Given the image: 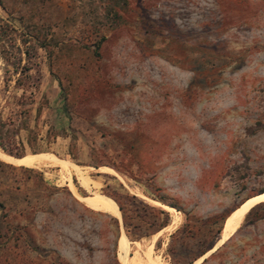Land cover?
<instances>
[{"label":"rangeland","instance_id":"rangeland-1","mask_svg":"<svg viewBox=\"0 0 264 264\" xmlns=\"http://www.w3.org/2000/svg\"><path fill=\"white\" fill-rule=\"evenodd\" d=\"M1 2L4 50L18 47L24 63L21 33L38 32L53 76L37 48V89L25 91L32 102L14 132L20 90L0 57V113L12 119L10 153L0 149V264H129L135 253L169 264L184 212L211 227L228 214L191 264H264V0ZM123 190L168 211L169 224L129 240L108 195Z\"/></svg>","mask_w":264,"mask_h":264},{"label":"trees","instance_id":"trees-1","mask_svg":"<svg viewBox=\"0 0 264 264\" xmlns=\"http://www.w3.org/2000/svg\"><path fill=\"white\" fill-rule=\"evenodd\" d=\"M0 7L4 9V6L0 0ZM7 26L0 24V57L3 58L4 64L6 66H11V74L13 77V83L11 85L13 90H20L19 96L12 95L14 99L15 106L17 108L11 112L19 116V125L15 127L14 132L19 127L24 126V118L27 112L26 104L31 103L32 99L29 102H24L22 100L23 95L26 90H36L37 87L34 83L30 82V76L28 74L31 69V64L29 63L30 58L36 54L37 48H40L45 51L47 58V67L48 73L53 76L50 70V50L48 49L43 38H40L38 32L34 30H26L21 33V44L23 46L22 53L24 54L25 62L21 63L22 57L20 55L21 51L18 47L12 49V51L7 52L3 47V36L4 31ZM9 79L3 80V90L8 87ZM59 83V81H58ZM31 93V92H29ZM10 114L5 116L0 113V149L3 152L9 154L3 147V138L7 136L8 129L7 125L11 124L12 119ZM62 112L66 114L65 105H62ZM24 128L27 129L25 126ZM27 142L32 146L31 152H36L37 149L33 147L35 144V132L32 129H27ZM62 134V131H61ZM22 156H17L18 158ZM93 167L97 168L99 165L93 164ZM108 195L115 201L117 204L118 210L120 212V220L123 232L129 240H138L142 236H149L158 232L159 230L166 227L170 222V216L168 211L162 209L161 207L151 205L137 198L135 195H130L126 191L122 193L110 192ZM153 201H156L160 204L179 209L175 203L168 202L166 199L159 194H154L150 197ZM236 207V206H235ZM225 217V216H224ZM221 217V220L224 219ZM220 220V219H219ZM206 221H198L195 217L188 215L184 212L183 221L169 234V239L166 244L165 251L170 255L171 261L169 264H189L192 263L197 257L205 253L212 245L215 243L218 238V233L221 228V223L215 227H211V223ZM216 222L215 221H212ZM230 238V237H229ZM200 240L201 245L199 247L192 248V244L195 241ZM160 243V239H157L154 243V247L157 248ZM224 244V243H223ZM222 244V245H223ZM221 245V246H222ZM220 247V246H219ZM219 247L216 249L218 250ZM215 250V251H216ZM183 253V255L177 256V252ZM204 261V260H203Z\"/></svg>","mask_w":264,"mask_h":264},{"label":"bare ground","instance_id":"bare-ground-1","mask_svg":"<svg viewBox=\"0 0 264 264\" xmlns=\"http://www.w3.org/2000/svg\"><path fill=\"white\" fill-rule=\"evenodd\" d=\"M6 155V154H5ZM9 156V155H8ZM9 158V157H8ZM13 158V157H12ZM14 160H16L17 162L19 161V162H21V161H25V160H23V159H19V158H13ZM38 160V159H37ZM23 163V162H22ZM58 163V162H57ZM253 201H255V199L254 200H251V201H248L247 203H245L244 205H243V208L237 213V215L236 216H233V218L230 220V222H229V224H228V226H227V232L225 233V235L221 238V240H223V239H225V237H226V235L228 234V232H230V231H232L235 227H236V225L238 224V222H239V220L241 219V217L243 216V214L249 209V207L253 204ZM255 203V202H254ZM252 208V207H251ZM115 213H117V211H116V209H114L113 210ZM118 214V213H117ZM220 243V242H219ZM136 250H137V248H136ZM149 256V255H148ZM156 257V256H155ZM130 259V262H129V264H161L160 262H162V261H160V262H158V261H154V262H148V261H146V260H143L142 258H141V256L139 255V254H137V253H135L131 258H129ZM150 260V259H149ZM152 260H153V258H152ZM198 261H200V259H198L197 261H196V263L198 262Z\"/></svg>","mask_w":264,"mask_h":264},{"label":"water","instance_id":"water-1","mask_svg":"<svg viewBox=\"0 0 264 264\" xmlns=\"http://www.w3.org/2000/svg\"><path fill=\"white\" fill-rule=\"evenodd\" d=\"M227 216H228V214H227V215L224 217V219L222 220L221 228H220V231H219V233H218V237H219L220 232L223 230V227H224L225 220H226ZM232 234H233V233H232ZM232 234H231V235H232ZM231 235H230V236H231ZM230 236H229V237H230ZM229 237H227L224 241H222V242L220 243V245H218L216 248H214V249L211 251V253L214 252L219 246H221L226 240H228ZM210 248H211V247H210ZM210 248H209V249H210ZM209 249H208V250H209ZM206 251H207V250H206ZM201 255H203V254H201ZM201 255H200V256H201ZM204 258H205V257H204ZM202 260H203V259H202ZM202 260H201V261H202ZM201 261H200V262H201ZM189 264H191V263H189Z\"/></svg>","mask_w":264,"mask_h":264}]
</instances>
